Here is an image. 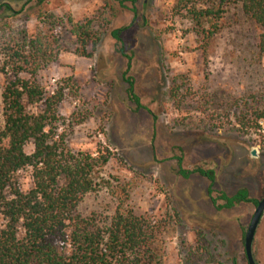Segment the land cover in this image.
Wrapping results in <instances>:
<instances>
[{
    "label": "rangeland",
    "instance_id": "rangeland-1",
    "mask_svg": "<svg viewBox=\"0 0 264 264\" xmlns=\"http://www.w3.org/2000/svg\"><path fill=\"white\" fill-rule=\"evenodd\" d=\"M223 2L228 3L222 4L216 34L208 38L188 19V8L218 6L220 0H138L135 6L131 0H48L43 6L37 0H0V7L10 4L20 12L3 19L1 10L2 40L22 30L30 41L49 38L54 61L42 66L38 79L49 96L66 88L59 110L66 127L59 131L67 129L75 152L97 156L101 148L119 157L104 168L103 178L129 184L125 206L161 224L162 264H248L244 239L256 206L218 211L208 194L210 182L197 174L184 179L180 168L213 171L212 197L218 200L241 189L257 202L264 198V119L256 122L264 113L261 30L240 3ZM69 18L95 22L101 42L93 58L78 56ZM119 29H125L121 43L112 37ZM129 67L141 109L128 97L123 76ZM5 83L0 74V126ZM20 175L29 190L30 172ZM118 206L113 191L100 185L78 213L106 220ZM5 225L0 215V230ZM253 255L264 264V216Z\"/></svg>",
    "mask_w": 264,
    "mask_h": 264
},
{
    "label": "trees",
    "instance_id": "trees-1",
    "mask_svg": "<svg viewBox=\"0 0 264 264\" xmlns=\"http://www.w3.org/2000/svg\"><path fill=\"white\" fill-rule=\"evenodd\" d=\"M47 1L37 0V4L43 6ZM234 1L242 5L244 14L260 28L259 51L264 55V0ZM131 2L135 6L138 0ZM220 2L203 9L188 8V19L208 38L216 34L223 15L222 4L228 3ZM1 10L3 19H13L20 13L10 4L1 6ZM69 23L71 34L79 43L78 56L93 58L101 42V35L94 30L95 22L89 19L75 22L69 18ZM124 30L112 33L118 43L122 42ZM89 44L92 53L88 51ZM120 54L124 52L120 50ZM53 61L48 37L40 35L30 41L28 33L22 30L7 40L0 38V74L6 77L0 126V215L6 225L0 230V264H162L158 247L161 224L136 216L125 206L129 184L113 179L116 181L113 185L103 178L104 168L113 159L120 160L119 157L101 148L97 156L75 152L69 145L67 129L59 131L66 127L59 111L66 88L49 96L38 79L42 66ZM129 70L130 67L123 76L128 97L141 109L134 81L127 78ZM24 75L28 79L22 78ZM66 86L70 87L69 82ZM35 106L39 107L37 113L28 110ZM261 119L264 113L256 122ZM29 146L33 147L31 154L26 152ZM27 171L32 187L24 190L20 174ZM178 174L184 179L193 174L207 179L209 197L218 211L231 210L240 204H258L246 189L233 196L223 193L219 200L213 198L216 176L211 170L180 168ZM100 185L113 191L118 208L106 220L82 217L78 213L80 204ZM220 200L224 205L218 206Z\"/></svg>",
    "mask_w": 264,
    "mask_h": 264
},
{
    "label": "water",
    "instance_id": "water-1",
    "mask_svg": "<svg viewBox=\"0 0 264 264\" xmlns=\"http://www.w3.org/2000/svg\"><path fill=\"white\" fill-rule=\"evenodd\" d=\"M255 156V152L252 153ZM264 216V198L258 202L251 223L246 231L244 244L248 264H257L253 255V243L261 220Z\"/></svg>",
    "mask_w": 264,
    "mask_h": 264
}]
</instances>
